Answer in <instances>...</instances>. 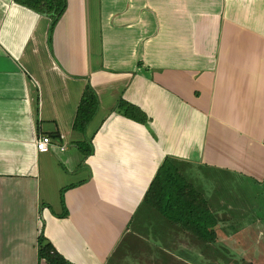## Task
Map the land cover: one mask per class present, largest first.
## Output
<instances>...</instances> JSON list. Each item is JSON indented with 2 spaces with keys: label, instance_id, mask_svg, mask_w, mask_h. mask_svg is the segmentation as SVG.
Wrapping results in <instances>:
<instances>
[{
  "label": "crops",
  "instance_id": "0c3cea01",
  "mask_svg": "<svg viewBox=\"0 0 264 264\" xmlns=\"http://www.w3.org/2000/svg\"><path fill=\"white\" fill-rule=\"evenodd\" d=\"M165 158L201 193L210 172L264 183V0H66L52 27L0 0V264H47L40 235L71 264H203L143 203Z\"/></svg>",
  "mask_w": 264,
  "mask_h": 264
},
{
  "label": "trees",
  "instance_id": "16d2710c",
  "mask_svg": "<svg viewBox=\"0 0 264 264\" xmlns=\"http://www.w3.org/2000/svg\"><path fill=\"white\" fill-rule=\"evenodd\" d=\"M14 1L47 16L50 19V27L55 24L66 8V0ZM96 106V95L89 86H86L76 110L74 128L82 129L91 119ZM119 109L123 115L133 120L141 123L147 121L145 113L136 106L122 104V106L119 105ZM258 185H264V183ZM203 191L201 193L196 190L193 184L179 174L172 161L165 158L143 196V203L152 206L157 213L186 229L194 237V240L198 241L197 244L201 248L213 247L212 250L217 251L220 250L221 244L229 245L234 244L233 242L240 244L242 235L239 230L250 232L253 226L250 224L251 226L247 228L243 224L235 225L227 219L233 218L236 212L242 210L245 205L240 203L237 197L231 201L220 198L215 189L211 190L209 197H206L205 190ZM239 194L241 195V191ZM215 201H218L216 206L214 205ZM217 240L223 241L218 243ZM249 240L250 238H246L245 242ZM38 255L45 259L47 264H71L42 235L38 238Z\"/></svg>",
  "mask_w": 264,
  "mask_h": 264
},
{
  "label": "rangeland",
  "instance_id": "374dc122",
  "mask_svg": "<svg viewBox=\"0 0 264 264\" xmlns=\"http://www.w3.org/2000/svg\"><path fill=\"white\" fill-rule=\"evenodd\" d=\"M204 175H202V185L206 197H209L211 195V190L215 189V191H218L220 198L222 197L227 201H231L233 198L237 197L240 203L242 202L243 205H245L242 210L238 213L236 212L233 218L227 220L231 223L233 222L232 224L235 225L243 224L246 225L247 228L251 225L253 227L250 232H247V230L246 232L239 230V233L242 235V241L239 242L240 244H237V242H233L234 244L229 245L221 244L220 250H225V252H230L231 254L212 259V251H215L212 250L213 247H203L200 249H202L207 256H205L203 260L198 261H204L203 264H264V185L250 183L241 178L233 179L224 178L222 176L216 180L212 177L218 174L213 172H210L205 178ZM240 191L241 195L239 194ZM217 204L218 201H215L214 205L216 206ZM257 229L258 231L256 232ZM238 237L240 238V236ZM246 238H250V240L245 242ZM195 246L198 247L195 242H189L187 248L188 253L196 251ZM190 261H194V259Z\"/></svg>",
  "mask_w": 264,
  "mask_h": 264
},
{
  "label": "built area",
  "instance_id": "2783aa9c",
  "mask_svg": "<svg viewBox=\"0 0 264 264\" xmlns=\"http://www.w3.org/2000/svg\"><path fill=\"white\" fill-rule=\"evenodd\" d=\"M52 140L51 138L45 134V135H41L37 138H35L34 140V146L35 149L39 152H45L49 149V147L51 146ZM63 146H60V149H63Z\"/></svg>",
  "mask_w": 264,
  "mask_h": 264
}]
</instances>
